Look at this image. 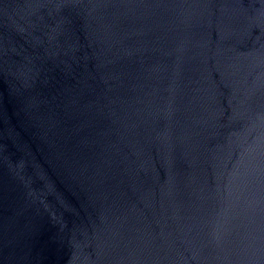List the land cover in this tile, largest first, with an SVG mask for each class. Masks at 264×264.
I'll return each mask as SVG.
<instances>
[{"label": "water", "instance_id": "95a60500", "mask_svg": "<svg viewBox=\"0 0 264 264\" xmlns=\"http://www.w3.org/2000/svg\"><path fill=\"white\" fill-rule=\"evenodd\" d=\"M0 264H264V0H0Z\"/></svg>", "mask_w": 264, "mask_h": 264}]
</instances>
